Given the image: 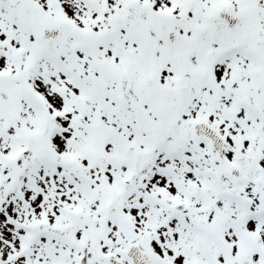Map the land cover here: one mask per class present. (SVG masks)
Returning <instances> with one entry per match:
<instances>
[{
    "label": "snow or ice",
    "instance_id": "6c2138e0",
    "mask_svg": "<svg viewBox=\"0 0 264 264\" xmlns=\"http://www.w3.org/2000/svg\"><path fill=\"white\" fill-rule=\"evenodd\" d=\"M0 264H264V0H0Z\"/></svg>",
    "mask_w": 264,
    "mask_h": 264
}]
</instances>
